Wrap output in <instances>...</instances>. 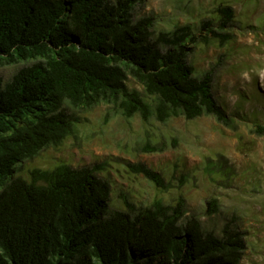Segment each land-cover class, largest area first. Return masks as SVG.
Returning <instances> with one entry per match:
<instances>
[{
    "label": "trees",
    "instance_id": "1",
    "mask_svg": "<svg viewBox=\"0 0 264 264\" xmlns=\"http://www.w3.org/2000/svg\"><path fill=\"white\" fill-rule=\"evenodd\" d=\"M143 1L0 0V66L26 63L5 83L0 79V264L237 263L238 232L204 231L194 216L183 218L181 199L147 207L124 200L126 211H111L100 165L24 166L72 134L73 110L101 104L125 118L205 116L231 127L211 73L196 77L185 62V44L195 41L190 27L152 37L151 17L132 18ZM217 12L220 27L232 22L231 7ZM128 78L145 97L128 87ZM129 167L164 187L144 165ZM207 210L215 212V200Z\"/></svg>",
    "mask_w": 264,
    "mask_h": 264
},
{
    "label": "rangeland",
    "instance_id": "2",
    "mask_svg": "<svg viewBox=\"0 0 264 264\" xmlns=\"http://www.w3.org/2000/svg\"><path fill=\"white\" fill-rule=\"evenodd\" d=\"M222 6L234 15L224 28L217 12ZM141 17L152 18V37L190 27L195 41L185 44V62L196 77L211 73L212 92L231 127L205 116L125 118L118 108L101 104L73 110L72 134L24 166L100 165L111 211H126L124 200L147 207L154 201L174 206L181 199L183 218L194 216L204 231L217 237L225 227L238 232L243 247L236 264H264V129L258 128L264 127V0H144L132 9L133 20ZM25 64L0 66L1 81ZM126 84L145 97L131 78ZM146 145L158 151L143 152ZM134 164L158 174L164 187L133 172ZM210 200L216 201L215 212L207 210Z\"/></svg>",
    "mask_w": 264,
    "mask_h": 264
}]
</instances>
